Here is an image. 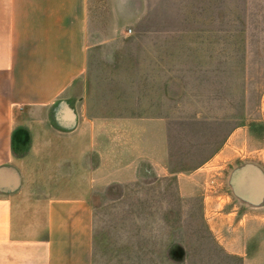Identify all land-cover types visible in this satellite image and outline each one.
<instances>
[{
  "label": "crops",
  "instance_id": "1",
  "mask_svg": "<svg viewBox=\"0 0 264 264\" xmlns=\"http://www.w3.org/2000/svg\"><path fill=\"white\" fill-rule=\"evenodd\" d=\"M210 1L0 0V264H264V170L187 179L241 129L193 165L177 144L208 111L182 50L216 47L186 21Z\"/></svg>",
  "mask_w": 264,
  "mask_h": 264
},
{
  "label": "rangeland",
  "instance_id": "2",
  "mask_svg": "<svg viewBox=\"0 0 264 264\" xmlns=\"http://www.w3.org/2000/svg\"><path fill=\"white\" fill-rule=\"evenodd\" d=\"M209 4L199 18L186 19L208 20L222 31L216 33L214 48L182 50L185 74L192 78L184 82L185 99L187 92L193 94L194 101L208 111L198 114V123H184V130L190 131L177 140L185 151L180 158L189 160L185 165H193L191 161L228 128L241 130L234 136L237 155L232 161L203 166L202 171L187 178L194 186H201V197L207 188L214 196V189L226 186L227 171L239 163L264 170V0H212ZM208 10L210 16L204 15ZM183 20L180 16L168 17L169 23ZM192 115L183 114L185 119ZM200 195L196 202L201 201Z\"/></svg>",
  "mask_w": 264,
  "mask_h": 264
}]
</instances>
